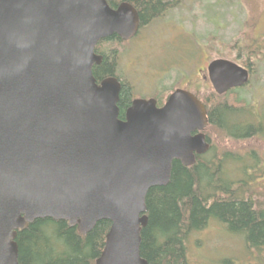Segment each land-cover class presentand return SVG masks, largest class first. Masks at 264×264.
Instances as JSON below:
<instances>
[{
  "label": "water",
  "instance_id": "water-1",
  "mask_svg": "<svg viewBox=\"0 0 264 264\" xmlns=\"http://www.w3.org/2000/svg\"><path fill=\"white\" fill-rule=\"evenodd\" d=\"M136 10L106 0H0V264H18L17 232L36 218L81 234L110 222L96 264H148L140 256L149 188L167 184L173 160L193 163L207 144L200 101L174 90L162 107L134 99L117 118L119 83L97 84L99 39L132 37ZM221 92L245 69L208 66Z\"/></svg>",
  "mask_w": 264,
  "mask_h": 264
},
{
  "label": "trees",
  "instance_id": "trees-1",
  "mask_svg": "<svg viewBox=\"0 0 264 264\" xmlns=\"http://www.w3.org/2000/svg\"><path fill=\"white\" fill-rule=\"evenodd\" d=\"M106 2L110 7L118 2L130 3L139 13L140 25L148 18L157 16L165 6L159 0ZM248 25H253L249 17L245 20V26ZM247 34L243 42H260L258 54L264 55V37L256 38L248 34L249 38H246ZM228 42L238 41L232 39ZM227 46L238 50L250 48L245 44L243 47ZM100 47L103 50L100 52L102 60L94 65L93 73L95 77L113 75L122 43L108 40L102 42ZM221 54L231 52L217 51V56ZM130 92L129 85L123 82L117 102L121 113L130 100ZM229 102L236 106L237 97L233 96ZM225 114L227 109L219 108L212 112L211 118L222 123ZM251 130L250 126L245 132ZM230 188L231 183L222 179L214 164L188 167L173 160L167 184L153 186L147 191V224L140 232V256L148 264H189L187 240L190 234L203 229L212 220L222 224L227 233L240 236L246 248L255 251L260 264H264V206L259 204L254 207L250 195L244 198L241 187ZM109 227V221L101 220L90 231L81 234L64 220L36 218L16 234L18 264H96ZM222 264L229 262L224 259Z\"/></svg>",
  "mask_w": 264,
  "mask_h": 264
},
{
  "label": "rangeland",
  "instance_id": "rangeland-1",
  "mask_svg": "<svg viewBox=\"0 0 264 264\" xmlns=\"http://www.w3.org/2000/svg\"><path fill=\"white\" fill-rule=\"evenodd\" d=\"M170 1L173 8L140 31V36L151 42L122 43L118 70L131 81L136 92L150 87L152 79L161 72L164 74L159 80L166 86L177 77L184 80L200 65L207 48L212 49L210 55L214 57L223 44H245L247 33L251 37H264V0ZM248 17L252 27L245 26ZM232 39L238 42H228ZM154 81L159 86L157 79ZM251 81L247 96L255 103H264V63L258 64V73ZM258 140V147L264 149V135ZM187 248L189 264H222L224 259L229 264H260L256 252L249 251L240 236L227 233L222 224L212 220L190 234Z\"/></svg>",
  "mask_w": 264,
  "mask_h": 264
},
{
  "label": "flooded vegetation",
  "instance_id": "flooded-vegetation-1",
  "mask_svg": "<svg viewBox=\"0 0 264 264\" xmlns=\"http://www.w3.org/2000/svg\"><path fill=\"white\" fill-rule=\"evenodd\" d=\"M159 2L165 6L157 16H161V14L173 8V1L159 0ZM119 3L113 7L115 8ZM165 7L167 8L165 9ZM136 13L138 26L132 37L122 39L118 34L113 33L110 35L113 36L111 39H105L107 37L99 39L94 47V53L100 57L99 62L92 64V74L96 83L100 84L106 78H114L119 83L118 96L123 82L127 83L131 88L130 100L124 110H122V113L117 99V118L124 120L125 111L134 99H152L156 107L159 108L163 106L168 96L176 89H183L192 93L204 107L206 124L203 129L195 130L191 135L202 133L207 147L204 152L193 153V163L189 166L197 164L205 166L210 164L216 165L222 175V179L227 183H231L230 189H238L241 187L245 199L249 197L247 194H250V200L254 207H258L259 204L264 206V149L263 147H258V139L264 135V103H255L251 96H247V89L250 82L252 83L251 78H255V75L258 73V64L264 63V55L258 54L260 42H246L245 46H249L250 48H245L244 50L233 49L223 44L219 50H224L226 54L231 52V54L217 56L216 52L214 53L216 55L214 57L210 55L212 49L207 48L205 50L206 55L199 62L200 65L194 64L196 66L193 73L184 80L183 78L181 80V78L177 77L176 80H173L166 86V84L159 80V76L164 74V72H161L158 77L154 76L155 78L152 79L150 87L148 86L147 89L141 88L140 92H136L131 81L127 77L125 78L118 70L119 55L114 65L115 71L113 75L95 77L93 73L94 65L99 64L102 60V55L100 54L103 51L100 47L102 42H108V40L120 43L151 42V39L147 37L145 39L142 38L140 31L162 17L159 16L156 19L154 17L157 16H153L148 18L144 24L142 23L140 25L137 10ZM238 46L243 47L244 44ZM118 50L120 53V47ZM216 59L229 61L245 69L248 73L247 81L242 85L232 86L221 92L217 91L211 81L208 69L209 63ZM155 79L159 82V86H157V82L155 84ZM151 86L154 87L152 90H149ZM233 96L237 97L236 106L229 102ZM219 108L227 109V114H225L222 123H217L211 118L212 112ZM250 126L252 130L246 133L245 131ZM220 147L222 150L219 149ZM177 161L183 165L181 161ZM235 174L237 175L236 178L233 177Z\"/></svg>",
  "mask_w": 264,
  "mask_h": 264
}]
</instances>
